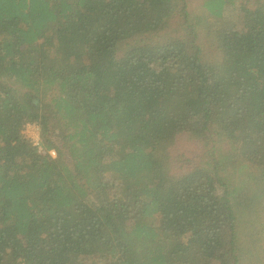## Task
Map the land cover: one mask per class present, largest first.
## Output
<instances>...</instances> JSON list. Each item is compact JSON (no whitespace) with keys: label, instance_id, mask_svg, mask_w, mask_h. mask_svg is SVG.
<instances>
[{"label":"trees","instance_id":"16d2710c","mask_svg":"<svg viewBox=\"0 0 264 264\" xmlns=\"http://www.w3.org/2000/svg\"><path fill=\"white\" fill-rule=\"evenodd\" d=\"M0 264H264V0H0Z\"/></svg>","mask_w":264,"mask_h":264},{"label":"rangeland","instance_id":"374dc122","mask_svg":"<svg viewBox=\"0 0 264 264\" xmlns=\"http://www.w3.org/2000/svg\"><path fill=\"white\" fill-rule=\"evenodd\" d=\"M200 1V0H199ZM73 27H74V18H71L69 20V22H67L65 25H63L60 29H59V34H67V33H70L73 31ZM35 132L36 130H32V134L35 136ZM186 136H183L182 138H180V141L178 143V145L176 147L182 149V150H187V146H186ZM195 149V145H192L191 147V150H194ZM171 172V168L170 167H167L166 165H163V166H159L155 169V181L157 183H159V179L162 177V175L164 174H167ZM104 187L106 189L105 193L109 195H111V192H112V188H113V185L112 183L109 181V180H106L104 182Z\"/></svg>","mask_w":264,"mask_h":264},{"label":"built area","instance_id":"2783aa9c","mask_svg":"<svg viewBox=\"0 0 264 264\" xmlns=\"http://www.w3.org/2000/svg\"><path fill=\"white\" fill-rule=\"evenodd\" d=\"M32 130H36L35 136L32 134ZM25 134L34 142L37 146V152L43 156H46L48 153L43 149L40 142V128L37 124H28L25 128ZM49 154L53 157L56 156V151L52 150Z\"/></svg>","mask_w":264,"mask_h":264}]
</instances>
